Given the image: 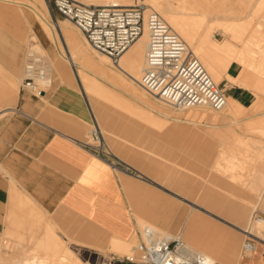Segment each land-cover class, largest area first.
Instances as JSON below:
<instances>
[{"label": "rangeland", "instance_id": "rangeland-1", "mask_svg": "<svg viewBox=\"0 0 264 264\" xmlns=\"http://www.w3.org/2000/svg\"><path fill=\"white\" fill-rule=\"evenodd\" d=\"M45 1L48 4L49 8L48 20L52 25L51 27H53V30H51L50 28L44 30L40 20L35 17L33 11H31V9L28 8L27 5H22L21 7H17L16 9L14 8L15 11L9 15H0V27H3L4 29L14 33L15 35L23 39L25 45L29 48L33 47V45L35 44V40L32 38V35L36 36V39L42 47L41 53L45 56L48 71L50 74L49 77L51 79V73L55 69V63L62 62L65 65L67 70L70 72L72 79L74 80L76 89L80 91L91 104V107L101 126V129L104 132L113 152L119 158L128 162H132L135 167L136 165H139L141 169H144L150 173L149 176L152 179L140 173L142 175V178L137 177L138 180L136 181L137 183L144 185V187L146 188L145 191L147 190L146 193L148 196H152L154 200V196L156 195L155 193H160L165 199L168 200H163L164 204L162 205V214L158 215V220L156 221L159 224L161 223V225H163L162 229L166 233H169L173 236H178L179 234H181L185 244L194 246L195 248H199V245L203 244H210L214 246L221 243L222 246L224 245L221 248L222 252L225 253L229 250V248H232L234 254H238V257H240L243 252V244L247 234L243 231V229L248 231L249 228L252 227L254 222L258 219V217L264 219V206L262 205L260 200L257 199L258 184L255 183L252 185V187L249 186L247 189L239 191V194L235 196L226 194V197H224L222 193L226 191L227 187L223 181L221 183L218 181V179L216 180V178L206 181L199 180L197 175L194 174V169L199 170V167L200 169H210L209 167L218 157L219 150H223L222 148H224V145L226 144H232L231 142L234 138V132L244 135L247 134V139L251 137L249 145L254 148H257L258 144L260 143L264 149V137L257 133H250V135L247 133V131L244 132L242 129H236L234 131L230 129L232 132L229 133V129H227L228 127L223 128L221 124H214L219 125L220 127L214 129L209 126V120H211L213 116H216L214 114L208 115V117L206 118L207 120L205 118H200L199 120H197L199 122L197 123V126L199 125L197 129L195 124H189L188 122H186V120L196 121L193 119V117H190V115H188L189 112L193 113L195 111H177L170 107V109L176 115H179L178 118L182 121H178L177 118L173 116L171 118H165L156 112L148 110L145 104H141L142 102L138 98V100L135 101L136 98L128 92V90L130 89V85L128 83L129 79L124 75L121 76L125 79L124 82L127 85L125 83L123 85L121 84L119 88L109 86L110 89L116 91L120 95V98L122 97L120 103H116L112 100L104 98L96 94L94 91L85 92V82L84 80H82V72H84V74L87 73L86 75H90L87 76L89 78L91 76V78L96 77L91 72H89V70H83L81 68L80 65L83 63L82 61L84 57L82 52L78 54V64L76 66L71 65L69 61V58H71L70 54H72L71 46L67 44L66 39L63 38V33L59 29L61 25H59L58 22H64V27L72 29V31L75 32L76 37L78 36L77 39L79 40L80 44H83L81 47L83 48L84 46L83 49H85L86 47V49L89 50V52L95 59L99 58V54L94 51L91 46L88 45L84 35L73 25V23L66 21L64 17L60 16L57 11L53 10L50 7L47 0ZM235 1L237 0H234L233 2ZM247 1L248 0H245V2ZM110 2L123 6H128V4L131 3L130 0H110ZM250 4L253 5L251 12L245 11L244 13H242V15L248 17H241L236 22L238 29L242 33L240 34L241 39L239 41L233 40V43L239 51H244L248 48V38L254 32L255 35L258 34L259 36H262L264 38V0H251ZM215 23L217 25L219 23L221 29L218 31H213L211 40H216L214 42L217 43L224 42L226 38L227 40H231V32L224 30L223 27L228 25L229 23H226L224 21H216ZM196 44V40L192 39L190 45L193 49ZM252 44L253 50L252 48L250 50H252L253 53L251 57L253 61L255 60L254 63L259 65V63H256V61L258 59H263L262 54L259 53H263L261 47L262 44H259L257 42H253ZM197 46L194 50L197 51L196 53L199 56H202L204 50L201 49L199 44H197ZM257 51L259 52L256 54ZM253 56H255V58L257 56L258 57L254 59ZM243 64L245 66L246 63ZM108 67L114 71H117L111 61ZM245 67H247L248 70L254 71L253 67L255 66L246 64ZM220 73H222L221 75L223 79V72ZM119 74L121 73L119 72ZM255 74H257V72H255ZM260 75L264 76L263 74ZM96 79L99 82L101 81L99 78ZM101 83L103 82L101 81ZM135 86L139 87L138 85ZM225 88V83L222 81L220 85V91L227 99ZM125 89H127V92ZM139 89L145 92L142 86H140ZM262 92H264V89H262ZM145 94L151 100L157 102L158 104H161L148 93L145 92ZM130 106H132L131 109ZM128 108L130 110H128ZM251 110V108H236L239 117L242 118L252 115ZM208 111L206 110V112ZM223 112L217 114L218 117L223 118V125H234L233 119L228 116L226 110V113ZM142 114H144L145 116H143ZM258 114L259 115L254 120H260L261 118H264V106L261 108L260 113ZM138 115H140L141 117ZM154 117H158L160 120H167L166 127H160V124L154 119ZM247 122L249 121H244L240 124H247ZM174 124H176V126L178 127L180 126V129L178 128L177 130V128L174 127ZM168 128H173L176 131L174 132V130H168ZM192 129L199 130L202 132V134L204 132H209L211 135H198V137L193 134ZM215 130H225L224 132L228 131L229 134L224 133L222 138L217 135L212 136ZM177 131L179 132L177 133ZM183 131L185 132L183 133ZM206 137L208 140L206 139ZM245 149L246 147L244 148V150ZM176 170L184 173V175H181L182 173H179L177 175L179 183L175 180V177L172 174ZM154 174H158L157 177H155ZM153 179L156 180V182H154ZM144 180H147L148 182ZM203 196H209V198H203ZM15 197V199L11 200L9 207V209L13 208V211L7 215L6 224L4 225L2 231H0V255L8 258L10 264H20L17 263L16 260L21 259L20 257L24 256L29 257L27 261L29 259L31 260L37 258H47L55 260L58 264H65V259H63L61 254H63V256L65 255L64 252L66 251V248H68L75 256H77L78 260L82 264H110V261L113 257H124L132 254L134 247H136V245L140 241V232H142V228L137 227V231L134 234L135 238L131 241L130 245L124 242L117 243L120 248H123L124 254H121L120 250L101 251L99 250V247L96 246V244H106L110 236L108 233L96 229L87 222L80 220L67 212L58 214L56 212L48 211L41 205H39L29 195L16 193ZM28 197L33 200L32 201L30 199L33 202L34 207L44 212L43 214L48 219L46 217L45 218L50 221L49 223L59 234L60 240L64 242V249L61 254H53L51 249H45L44 247L38 248L37 240L25 238L27 235L24 236L23 227L20 226L19 223H17L18 217L16 216V212L17 207L22 206V204L18 202V199H26ZM235 200L249 206V215L246 220H241L236 216L234 217V214L231 213L230 209L234 205L232 201ZM225 201L227 205L223 206V203L225 204ZM148 206V209L155 208V205L153 203L149 204ZM234 207H236V205H234ZM175 213L178 214L176 215ZM194 214H199V222L197 225L200 226H197L198 233L196 237V239L198 240L190 241L185 237L188 223L187 220ZM169 216L172 217L170 218ZM30 217L32 218V216H27L26 218L28 219ZM136 217L137 215L135 216V218ZM166 219H168L169 221L178 219V221H176L179 222V224L173 231H170L167 229V227L164 226L165 221L163 220ZM169 221L167 222L169 223ZM202 226H204V228ZM199 227L205 230L199 229ZM35 232H37V230ZM42 241L47 242L49 240L45 238L42 239ZM258 242L261 244H259ZM132 244H134V246ZM263 244V239H261V237H258L256 239L257 250L252 251L251 255L254 258L260 259L264 262V258L262 257V255H264L262 251Z\"/></svg>", "mask_w": 264, "mask_h": 264}, {"label": "crops", "instance_id": "crops-1", "mask_svg": "<svg viewBox=\"0 0 264 264\" xmlns=\"http://www.w3.org/2000/svg\"><path fill=\"white\" fill-rule=\"evenodd\" d=\"M188 1L202 14L235 19L248 17L242 13L251 12L253 8L251 0ZM22 5L25 4L0 0V15H9ZM27 51L28 46L23 39L0 27V231L6 224L7 215L13 211V208L9 209L11 200L16 198V193H21L29 195L48 211L67 212L108 233L106 244H96L101 251L110 249L112 237L114 241L118 238L119 242L131 241L137 231L135 216L144 214L145 217L146 214L157 221L158 215L162 214L163 200H168L160 193H155L153 200L147 195L144 185L136 182L137 177L113 170L82 146L81 141L90 131L92 107L76 89L62 62L55 63L52 83L41 96L21 89ZM243 67L237 60L231 62L223 82L227 98L242 109H249L256 102L264 103V76L259 77L252 70L250 74ZM239 78L242 83H238ZM249 78L251 80H247ZM207 117L203 115L200 118ZM209 123L226 126L223 118L218 116H213ZM206 134L211 135L209 132ZM216 135L222 138L224 134L214 131L212 136ZM125 162L151 178L150 173L139 165L135 167L132 162ZM179 173L182 172L176 170L172 173L178 183ZM255 183L258 184L257 196L261 197L258 200L264 206V179L252 181L250 186ZM151 203L155 205L154 209H148ZM41 215L46 217L43 212ZM176 220L164 226L173 231L179 224ZM217 245L221 251L224 245ZM216 264L224 263L218 261ZM230 264L264 262L251 253L242 252Z\"/></svg>", "mask_w": 264, "mask_h": 264}, {"label": "bare ground", "instance_id": "bare-ground-1", "mask_svg": "<svg viewBox=\"0 0 264 264\" xmlns=\"http://www.w3.org/2000/svg\"><path fill=\"white\" fill-rule=\"evenodd\" d=\"M5 1H13L19 4L27 5L34 12L35 16L40 20L44 30L48 28L53 30V27H51L52 25L48 20L49 8L45 0H5ZM78 1L86 5L113 4L110 2V0H78ZM130 2L131 3L128 4V6L138 5L141 3L145 5H149L153 10L158 12L163 17V19L169 24L173 32L177 34L179 40L183 42L184 48L181 54L182 58H180L177 64H175L172 61L170 62L163 61L149 65L146 60L148 40H149L148 32L146 30L144 34L141 35L140 38L122 55L118 64L114 65L118 71L117 72L108 67L111 61L108 56L96 51L99 54V58L95 59L92 56V54L89 52V50L86 49V47L85 49H83L84 46L83 48L81 47L83 44L82 45L80 44L79 40L77 39L78 36L76 37L75 32L72 31V29H68L64 27L63 26L64 22L61 23L58 22V24L61 25L59 29L63 33V38H65L67 44L71 46L72 54H70L71 58H69L71 65L76 66L78 64L77 61L78 54L82 52L84 57L82 61L83 63L80 65L81 68L83 70H89V72H91L96 78H99L103 82L101 83V81L99 82L96 78H91L92 76L89 78L87 76L90 75H86L87 73L84 74V72H82V80H84L85 82V92L94 91L96 94L104 98L112 100L116 103H120L122 97L120 98V95L116 91L110 89L109 86L119 88L121 84L123 85L125 83L124 82L125 79L121 76L124 75L130 81V82L128 81L130 85L129 86L130 89L128 90V92L132 94L133 97L136 98L135 101L139 99L142 102L141 104H145L148 110L156 112L165 118H171L173 116L176 117L178 121H182L181 119L178 118L179 115L178 114L176 115L170 109V107L177 111H185V110L195 111L193 113L189 112L188 115H190V117H193V119L196 121L186 120V122H188L189 124L190 123L195 124L197 129V127H199V125L197 126V123H199L197 120H199L201 116L213 115V114L217 116L218 113H221L223 111L225 112L226 110L228 116L232 118L234 121L233 123L234 125L231 124V126L230 125L225 126L228 127L227 129H229V133L236 129H242L244 132L247 131L248 134L257 133L264 137V118H261L260 120H254L259 115L258 113H260V110L264 106V103L256 102V104H253L252 107L250 106L252 109L251 110L252 115L242 118L239 117L236 111V108L242 109L241 108L242 106L239 107L238 104L237 105L236 103L234 104L232 100L228 98L227 100L220 91V85L223 81L221 75L222 73L220 72H223V75H225L229 64L233 60H237L242 64L246 63L248 65H254L255 67H253V69L255 72H257L256 75L257 76H259L260 74L264 75V56L262 55L263 56L262 60L259 59L257 60L261 62L259 63V65L255 64L254 63L255 60L253 61L251 57L253 53L252 52L253 42L262 44L261 47L264 52V38L262 36H259L257 34L258 32L256 33L257 35H255V32L253 30L254 33L250 35L247 41L248 48L247 49L245 48L246 50L244 51H239L233 43V40L239 41L241 39L240 34L242 32H240L238 26L236 25L238 19H235L233 17H226V16L202 14L198 12L189 3L188 0H130ZM65 20L69 21L67 19ZM233 20L235 23L233 22ZM216 21L218 22L224 21L226 23H229L228 25L223 27L224 30L231 32V36H232L231 40H227L226 38V40L222 43L219 42L217 43L214 42L216 40L214 41L211 40L213 31L216 30L218 31L221 29L220 24L218 23L217 25L215 23ZM32 38L35 40V44L32 48V52H41L42 47L38 42V40L36 39V36L32 35ZM192 39H195L196 43L199 44L201 49L204 50L202 56H199L196 53L197 51L194 50L197 44L194 47V49L190 45ZM251 48L252 50H250ZM258 52L259 51H257L256 54ZM259 53L262 54L261 52ZM253 57L254 59H256L258 56L256 58L255 56ZM257 61L256 63H258ZM244 68L245 67H243V70ZM119 72L121 74H119ZM256 75L254 74L253 76L256 77ZM225 78L228 77L226 76ZM241 80L242 79H240V82L238 83H242L243 80L242 81ZM247 80H251V78ZM135 85H138L139 87L142 86V88L145 90L146 93L151 95L156 101H158L161 104H158L157 102L151 100L145 94L144 91L140 90L139 87H136ZM125 90L127 92V89ZM131 107L132 106H130V109ZM130 109L128 108V110ZM206 110L207 111L209 110L210 112L209 111L206 112ZM142 115L145 116L144 114ZM154 119L160 124V127H166L167 120L166 121L164 119L160 120L158 117L157 118L154 117ZM244 121H249V122H247V124H243V123L240 124L241 122ZM174 125H175L174 127L177 128L178 130L180 126L178 127L176 126V124ZM209 126L214 129L220 128L219 125H214V124L211 125L209 124ZM173 128L172 129L168 128V130L173 131L174 130ZM199 130H193V134H195L196 136L207 135L205 132L202 134V132ZM175 131L176 130H174V132ZM215 131H218L219 133L222 134L224 133L229 134L228 131L224 132L225 130H215ZM178 132L179 131H177V133ZM184 132L185 131H183V133ZM250 139L251 137L247 139V134L244 135L234 132V138L233 141L231 142L232 144L229 145L226 144L227 146L224 145V148L226 146L225 149L222 148L223 150L221 151L219 150L218 157L209 167L210 169L207 168L200 169L199 167V170L194 169V174H196L199 180L202 181H206L214 178H216V180L218 179V181L221 183L223 181L227 187L226 191L222 193L224 197H226V194L235 196L239 194V191H242L243 189H247L251 185L252 181H259L264 179V149L260 143L258 144L257 148L251 147L249 145ZM245 147L246 149L244 150ZM154 175H158V174H154ZM203 198H209V196H203ZM259 198L261 197L257 196V199ZM18 202L21 203L22 206L17 207V212H16V216L18 217L17 223H19L20 226L23 227L24 236L27 235L25 238L37 240L38 248L44 247L45 249H51L53 254H61L64 249V244H63L64 242L60 240V237L54 232L55 230L52 227V225L49 223V221L43 215H41L42 212L40 213L39 209L34 207L33 202L30 200V198L18 199ZM232 202L234 205H236V207H234L233 205L232 208L230 209L231 213L234 214V217L236 216L239 217L241 220L243 219L246 220L249 215V210H250L249 206L245 205L242 202H237L236 200ZM224 205H227L226 201L225 204L223 203V206ZM198 215L199 214H195L187 220L188 223H187L185 237L190 241L198 240L196 239L198 233L197 226H200L197 225L199 222ZM27 216H32V218L30 217L27 219L26 218ZM169 217L171 218L172 216ZM166 220L169 221L168 219ZM166 220H163L165 221L164 222L165 224L168 223ZM136 224L137 227L142 228L141 230H143L146 227L151 228L155 232L156 236L161 239H173L174 237H176L169 233H166L162 229L163 225H161V223L159 224L154 219L152 220L148 218L146 214L145 217L144 214H142V216L137 215ZM202 227L204 228V226ZM199 229L202 228L199 227ZM36 230L37 232H35ZM243 231L245 233H251L255 235V237L257 238L261 237V239H263L264 241V219L262 218L257 219L252 225V227L249 228L248 231L244 229ZM45 238L49 240L47 241L48 243L42 241V239ZM116 238H118V236L117 237L115 236V239ZM112 240H113L112 245L109 243L111 247L108 250H120L121 254H124L123 248H120L117 245V243L119 242L118 240H120V238H118L117 241H114V238L112 237ZM131 241L129 242L125 241L124 243H128L130 245ZM132 245L134 246V244ZM185 246L189 251L193 252L194 254L204 257L206 264H216V262L218 261L224 264H230L234 261V259L237 256L232 251V248H229V250L224 253L220 251L218 245L210 246V244L209 245L203 244V245H199L200 246L199 248H195L194 246L186 245V244ZM254 250H256V245ZM64 253H65L64 256L63 254L61 255L63 259H65V264H82L78 260V257L75 256L68 248H66V251ZM135 255H136V247H134L132 254L127 256H135ZM262 256L264 257V255ZM20 258L21 259L16 260V262L20 264H58L55 260L47 259V258H43V259L37 258L31 260L29 259L28 261L27 259L29 257L24 256ZM0 264H10L9 259L0 255Z\"/></svg>", "mask_w": 264, "mask_h": 264}, {"label": "built area", "instance_id": "built-area-1", "mask_svg": "<svg viewBox=\"0 0 264 264\" xmlns=\"http://www.w3.org/2000/svg\"><path fill=\"white\" fill-rule=\"evenodd\" d=\"M47 1L53 10L81 31L95 51L108 56L113 65L118 64L122 55L146 30L149 37L146 60L149 65L163 61L177 64L182 58L183 42L163 17L148 5H86L76 0ZM32 48L28 47L21 89L41 96L49 89L52 79L45 56L41 52H32ZM91 114L90 131L81 141L82 146L113 170L142 178L137 170L113 152L92 109ZM140 234L136 255L113 257L110 264H206L204 257L186 248L181 234L173 239H161L149 227ZM256 239L255 235L247 233L243 252L254 251Z\"/></svg>", "mask_w": 264, "mask_h": 264}]
</instances>
